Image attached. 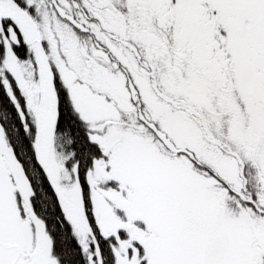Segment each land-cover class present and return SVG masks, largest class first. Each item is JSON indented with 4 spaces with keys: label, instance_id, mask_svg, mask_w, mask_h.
Listing matches in <instances>:
<instances>
[{
    "label": "snow or ice",
    "instance_id": "snow-or-ice-1",
    "mask_svg": "<svg viewBox=\"0 0 264 264\" xmlns=\"http://www.w3.org/2000/svg\"><path fill=\"white\" fill-rule=\"evenodd\" d=\"M0 264H264V0H0Z\"/></svg>",
    "mask_w": 264,
    "mask_h": 264
}]
</instances>
